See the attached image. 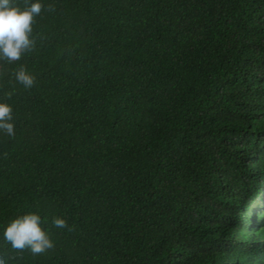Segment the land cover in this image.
Wrapping results in <instances>:
<instances>
[{
    "label": "trees",
    "instance_id": "16d2710c",
    "mask_svg": "<svg viewBox=\"0 0 264 264\" xmlns=\"http://www.w3.org/2000/svg\"><path fill=\"white\" fill-rule=\"evenodd\" d=\"M40 2L34 49L0 61V259L264 264V0ZM27 213L53 249L4 239Z\"/></svg>",
    "mask_w": 264,
    "mask_h": 264
},
{
    "label": "clouds",
    "instance_id": "9594fccd",
    "mask_svg": "<svg viewBox=\"0 0 264 264\" xmlns=\"http://www.w3.org/2000/svg\"><path fill=\"white\" fill-rule=\"evenodd\" d=\"M48 8L53 10L51 5ZM43 10L44 5L40 0L28 4L23 10L14 6L12 0H0V61L9 64L20 61L23 54L34 49L32 25L34 18ZM14 77L25 89L32 88L36 82L35 76L23 65L14 72ZM0 133L9 137L15 134L13 109L7 103H0ZM41 223V217L37 213L18 216L5 228L4 239L15 250H29L33 255L43 254L53 249L55 244L41 227ZM52 225L60 229L68 228L67 221L61 217H54ZM0 264H5V261L0 259Z\"/></svg>",
    "mask_w": 264,
    "mask_h": 264
}]
</instances>
